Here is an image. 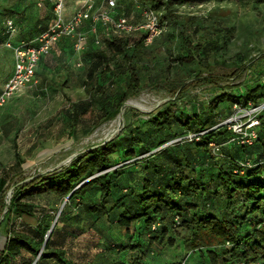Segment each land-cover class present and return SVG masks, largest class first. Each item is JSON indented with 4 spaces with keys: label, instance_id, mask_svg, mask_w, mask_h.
Listing matches in <instances>:
<instances>
[{
    "label": "trees",
    "instance_id": "16d2710c",
    "mask_svg": "<svg viewBox=\"0 0 264 264\" xmlns=\"http://www.w3.org/2000/svg\"><path fill=\"white\" fill-rule=\"evenodd\" d=\"M39 1L0 0V44L8 38L5 21L12 18L20 32ZM210 1L118 0L116 14L130 17L133 12L134 22L142 21L143 6L160 13L176 48L172 51L169 44V56L162 60L150 59L156 38L146 45L144 29L126 34L99 24L94 32L89 24L82 60L92 97L71 104L68 125L74 129L96 106L105 117H114L143 88V72L155 66L167 78L172 58L183 68L193 62L186 75L193 74L175 83L177 98L186 96L188 79L218 86L239 78L255 57L235 62L233 74H204L200 67L209 64L210 46L223 32L204 38L203 20L176 12L180 6ZM50 4L45 17L53 20ZM34 25L35 36L49 26L38 18ZM261 74L244 86H220L197 105L191 97L184 100L186 106L173 100L53 170L24 176L25 158L16 149L15 161L0 174V231L7 232L0 264H151V256L163 258L170 249L175 260L163 264H179L187 253L193 264H264V109L251 143L238 141L227 124H220L235 104L264 101ZM173 139L178 140L169 143ZM104 216L127 236L125 242H107V255L80 263L56 244L58 231L100 230ZM28 217L34 222L20 228L18 219Z\"/></svg>",
    "mask_w": 264,
    "mask_h": 264
},
{
    "label": "rangeland",
    "instance_id": "374dc122",
    "mask_svg": "<svg viewBox=\"0 0 264 264\" xmlns=\"http://www.w3.org/2000/svg\"><path fill=\"white\" fill-rule=\"evenodd\" d=\"M176 12L203 20L205 26L200 33H203L204 38H217L216 33L223 32V36H218V42L210 46L213 52L209 55V64L200 67V69L203 68L204 74L209 72L220 75L233 74L236 69L235 62H240L244 59L243 57H255V59L247 65L248 69L239 78L222 81L217 84L218 86L193 84V81L188 79L187 93L182 98H177L178 85L175 83L183 81V79L177 80L178 78L190 77L193 74L192 72L186 75L188 69L193 66V62H186L184 65L186 68H183L177 59L172 58L169 62L165 59L167 63L172 62L169 65L167 78L161 77L159 68L155 66L144 71L143 88L125 101L119 113L112 118H107L99 107H92L81 116L80 122L74 129L68 125L70 104L90 99L93 85L88 88V85L84 83V71L75 68L73 71L71 64L63 65V67L67 66L65 68L68 73L67 78L62 77L60 80V77L55 74L50 76L48 81L50 83L47 84L45 92L38 95L31 90L27 93L25 91L16 93L8 99L0 112L5 116L8 112H13L4 120L19 127L15 139L17 149L25 155L24 176L30 177L68 164L79 152L85 151L91 145L103 143L118 136L125 130L126 125L137 117H146V113L154 112L168 103L178 101L179 104L186 106L184 100L191 97V104L197 105L198 101L208 98L220 86L235 84L244 86L245 81L251 82L256 74H261L264 70V0H213L204 4L180 6ZM167 30L168 25H165L162 33L156 37L154 47L149 54L151 60L154 57L162 60L163 57L169 56L166 52L169 44L172 51H176L175 43L169 41L165 34ZM195 39H198V36H195ZM214 52H217V55ZM150 64L153 66L152 62ZM151 72L152 76H149ZM260 76L264 78V74ZM58 79L61 83L65 80L59 87L56 85ZM242 106L243 109L238 116L246 122L248 116L253 114V109ZM232 114H235L234 106L226 118L233 116ZM1 122L0 118V125ZM4 134L1 131L0 137L2 138ZM194 136L195 133H192L188 137ZM178 139H173L169 143ZM34 143L37 146L33 150ZM13 160V142L7 140L0 142V168ZM26 221L33 220L31 217L25 218V221L18 219L17 224L22 228ZM6 240L7 232L3 229L0 231V249Z\"/></svg>",
    "mask_w": 264,
    "mask_h": 264
},
{
    "label": "built area",
    "instance_id": "2783aa9c",
    "mask_svg": "<svg viewBox=\"0 0 264 264\" xmlns=\"http://www.w3.org/2000/svg\"><path fill=\"white\" fill-rule=\"evenodd\" d=\"M48 1L53 4L54 18L46 29L30 40L15 44L13 38L17 34L18 26L12 18L5 21V32L8 38L1 44L13 50L14 69L0 91V112L9 98L18 93L24 86L37 81L38 63L42 56L51 53L56 41L63 37H70L76 50L85 49L88 34L82 28L84 21L90 20V29L94 32L98 30L99 24L110 27L117 33L129 34L144 29L146 31L144 36L146 45L152 44L165 26L161 21L160 13L149 5L141 7L142 21L134 22L132 21L133 18L127 15L116 14L118 0H84L69 19H66L65 16V0ZM41 3L42 1H39V5ZM96 42L99 43L100 40L97 39ZM78 65H81L80 61ZM245 106L253 109V114L247 118L248 121L244 122L239 118L238 113L242 111L243 106L237 103L234 105L235 114L224 119L220 124H227L235 133L238 141L251 143L257 138L256 126L260 123L259 113L264 109V102L257 105L250 102ZM203 132L205 131L201 133ZM188 257L189 253L182 258L179 264H193Z\"/></svg>",
    "mask_w": 264,
    "mask_h": 264
},
{
    "label": "crops",
    "instance_id": "0c3cea01",
    "mask_svg": "<svg viewBox=\"0 0 264 264\" xmlns=\"http://www.w3.org/2000/svg\"><path fill=\"white\" fill-rule=\"evenodd\" d=\"M40 1H42V5H39V6L37 5L35 9L32 10L33 16L32 15H30L31 17L28 16V22H27L28 26L26 23V25L23 26V29L20 30V32L18 30V33L13 38V41L15 44L20 43L25 40H30L35 37V34L38 31V30L36 31L34 27L35 26L34 24L37 18L45 21L46 25H49L52 22V19L49 20V19H46L47 17H45L48 13V8L51 7V4L47 2L46 0H40ZM83 1L84 0H65L66 19L71 18L75 10L78 8V6H80V4ZM130 17L133 19L134 18L137 19V15L133 12L130 14ZM89 24H90L89 21H84L82 23V28L84 30H87L89 27ZM88 43H89V38L85 42V45H86L85 49L87 48ZM85 49L76 50L75 47L73 46V42L70 37H64L56 41L53 45V49L51 53L48 55L42 56L38 63V66L36 69L37 81L30 85L24 86L19 91V94L23 91L27 93L30 90L32 92H35L37 95L41 92H45V89L48 86L47 84L50 83L48 82L49 79L51 78L50 76H53L54 74L57 75V77H60V80L62 77L67 78L68 73H67V70H65L67 66L63 67V65L71 64L73 69L74 68L80 69L81 71H84L85 73V65L83 64V60H82ZM79 61L81 62V65H78ZM72 62H73V65H72ZM75 64L78 67L74 66ZM13 69H14L13 50L9 47H6L0 44V91L2 90L5 82L8 80V78L13 73ZM75 69L73 71H75ZM69 76H71L70 73H69ZM84 80L86 81V74H85ZM64 81L65 80H63L61 83L58 79L56 81V85L59 87L61 84H63ZM84 83L86 84V82ZM12 113L13 112L10 111L8 112V114H6V116H10L12 115ZM6 116L3 114L2 115L0 114V118L2 121L0 125V130L5 133L2 138L0 137V142L2 143L5 140L13 142L14 160L9 164H4L8 166L15 161V150L18 147L15 136L17 135V132L19 131V127H17L16 125H12V123H8V121L5 122L4 119L6 118ZM36 146L37 144L34 143L32 146L33 150L36 149ZM21 154L25 158V155L22 152ZM4 165H2L0 168V174H1V169ZM33 222L34 221L28 222V223H33ZM99 227H100V230L89 229L82 233L78 231L77 233L72 232L71 234H65L63 231H58L55 234L54 239H55L56 244L66 249L71 255V257L75 259L76 261L83 263L88 260H96L97 258L100 257L101 254L107 255V253H109L104 248L107 242H109L110 240L125 242V238H127L125 229L121 227H117L116 225L112 224L108 220L107 216H104L102 220L99 222ZM168 251L169 253L168 254L166 253L163 258L157 257L153 259V257L151 256L149 259L150 260L149 262L151 264H163L164 260L166 262L175 260V258L172 257L173 250L170 249Z\"/></svg>",
    "mask_w": 264,
    "mask_h": 264
},
{
    "label": "water",
    "instance_id": "95a60500",
    "mask_svg": "<svg viewBox=\"0 0 264 264\" xmlns=\"http://www.w3.org/2000/svg\"><path fill=\"white\" fill-rule=\"evenodd\" d=\"M140 109H142V108L140 107ZM142 110H144V109H142ZM11 193H12V188L9 190V195H11Z\"/></svg>",
    "mask_w": 264,
    "mask_h": 264
},
{
    "label": "bare ground",
    "instance_id": "6f19581e",
    "mask_svg": "<svg viewBox=\"0 0 264 264\" xmlns=\"http://www.w3.org/2000/svg\"><path fill=\"white\" fill-rule=\"evenodd\" d=\"M143 107V106H142ZM119 121V120H118Z\"/></svg>",
    "mask_w": 264,
    "mask_h": 264
}]
</instances>
